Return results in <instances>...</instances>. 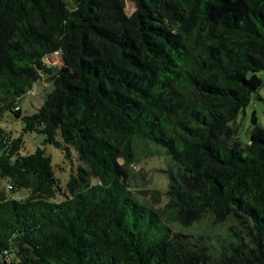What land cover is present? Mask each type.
<instances>
[{"label": "trees", "instance_id": "trees-1", "mask_svg": "<svg viewBox=\"0 0 264 264\" xmlns=\"http://www.w3.org/2000/svg\"><path fill=\"white\" fill-rule=\"evenodd\" d=\"M262 69L264 0H0V264H264V127L235 121Z\"/></svg>", "mask_w": 264, "mask_h": 264}, {"label": "rangeland", "instance_id": "rangeland-1", "mask_svg": "<svg viewBox=\"0 0 264 264\" xmlns=\"http://www.w3.org/2000/svg\"><path fill=\"white\" fill-rule=\"evenodd\" d=\"M129 4V3H128ZM129 9H131L129 7ZM129 14V11L126 10ZM60 62L58 59L54 61L53 65H58ZM256 74L263 81V85H261L252 95L251 101L239 111L238 116L236 118V123L238 127V134L236 138L243 144L249 141V132L252 128L253 124L251 123L252 115L256 116V121L259 125L264 127V69L257 71ZM48 74L42 76L41 80H38L33 85V93L25 94L20 101L23 114L33 113L37 107L43 102L44 96L51 89L50 82L48 81ZM1 126H6L8 130L12 132L14 136L19 135L20 129L22 128V122L20 119L13 117L9 112H5L2 116ZM43 135L40 133H23V139L26 141L22 146V149L25 153L33 151L36 146H41L45 148L46 152L49 153L52 157V165L53 170L60 183H64L68 178V174L71 169L75 167L77 164V159H74L72 162L66 164L63 161L62 153L53 145H43ZM163 160V159H162ZM154 165V164H153ZM145 168H148L145 166ZM133 171L139 173L140 175L145 176L148 179H156V181L162 180L164 174L158 172L155 167L150 169V171H146L144 169H140L139 165H135ZM151 177V178H150ZM164 179V178H163ZM151 183V182H150ZM156 186L162 188L163 185L159 182H156ZM218 225L212 224L210 217H202L200 221L193 224L191 227L178 226V229L182 231L189 232H199L207 239L213 243L218 239L225 237L227 232L225 229L222 231V227L224 225L221 224V227H217Z\"/></svg>", "mask_w": 264, "mask_h": 264}]
</instances>
